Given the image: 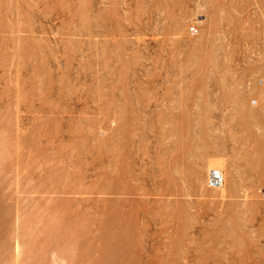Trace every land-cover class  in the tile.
Here are the masks:
<instances>
[{
	"label": "rangeland",
	"instance_id": "obj_1",
	"mask_svg": "<svg viewBox=\"0 0 264 264\" xmlns=\"http://www.w3.org/2000/svg\"><path fill=\"white\" fill-rule=\"evenodd\" d=\"M0 264H264V0H0Z\"/></svg>",
	"mask_w": 264,
	"mask_h": 264
}]
</instances>
